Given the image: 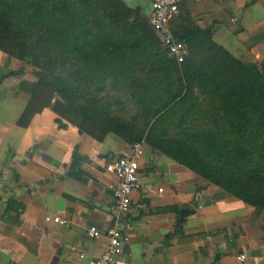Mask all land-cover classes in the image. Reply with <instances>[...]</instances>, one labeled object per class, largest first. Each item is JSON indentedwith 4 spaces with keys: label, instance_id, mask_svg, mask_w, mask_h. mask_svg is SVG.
<instances>
[{
    "label": "trees",
    "instance_id": "obj_1",
    "mask_svg": "<svg viewBox=\"0 0 264 264\" xmlns=\"http://www.w3.org/2000/svg\"><path fill=\"white\" fill-rule=\"evenodd\" d=\"M169 28L187 46L180 65L120 0H0V53L38 71L15 95L25 121L49 108L101 137L145 144L264 211V73L218 47L214 28L181 13Z\"/></svg>",
    "mask_w": 264,
    "mask_h": 264
},
{
    "label": "crops",
    "instance_id": "obj_2",
    "mask_svg": "<svg viewBox=\"0 0 264 264\" xmlns=\"http://www.w3.org/2000/svg\"><path fill=\"white\" fill-rule=\"evenodd\" d=\"M120 1L144 19L151 15L153 0ZM179 13L199 30L214 28L218 47L264 73V0H182ZM9 80L0 82V264L99 259L113 226L117 185L105 166L129 156L131 145L72 126L49 108L25 121L28 105L15 96L21 83ZM58 119L66 129L58 128ZM142 152L114 264H264V211L256 213L145 144ZM48 216L68 225L45 223ZM90 228L98 239L88 236Z\"/></svg>",
    "mask_w": 264,
    "mask_h": 264
},
{
    "label": "built area",
    "instance_id": "obj_3",
    "mask_svg": "<svg viewBox=\"0 0 264 264\" xmlns=\"http://www.w3.org/2000/svg\"><path fill=\"white\" fill-rule=\"evenodd\" d=\"M181 2L182 0H153L151 15L146 18L162 47L168 53V57L174 59L178 65L182 64L187 56V46L185 43L176 40L169 24L172 18L179 14ZM142 145L133 144L129 156L119 158L105 166V172L113 176L117 183L113 189L115 200L113 226L106 232L108 244L104 254L99 259H91L87 264H114L115 259L122 252L124 241L122 229L128 227L125 220L130 212L131 195L139 187L137 182L138 162L143 157ZM44 221L45 223L51 221L53 224L63 227L68 225L65 221L52 219L50 216L46 217ZM88 236L98 239L100 235L94 228H90ZM80 258H83V256ZM244 260V256L239 258V261Z\"/></svg>",
    "mask_w": 264,
    "mask_h": 264
},
{
    "label": "rangeland",
    "instance_id": "obj_4",
    "mask_svg": "<svg viewBox=\"0 0 264 264\" xmlns=\"http://www.w3.org/2000/svg\"><path fill=\"white\" fill-rule=\"evenodd\" d=\"M5 53H0V82H3L2 79L10 73L15 74L16 76H11L12 84H20L22 82H28L35 84L37 82L35 74H38V71L34 70L32 67L22 64L19 62H10L6 59ZM9 80V81H11Z\"/></svg>",
    "mask_w": 264,
    "mask_h": 264
},
{
    "label": "water",
    "instance_id": "obj_5",
    "mask_svg": "<svg viewBox=\"0 0 264 264\" xmlns=\"http://www.w3.org/2000/svg\"><path fill=\"white\" fill-rule=\"evenodd\" d=\"M185 214H187V213H182L179 220L183 219L185 217Z\"/></svg>",
    "mask_w": 264,
    "mask_h": 264
}]
</instances>
